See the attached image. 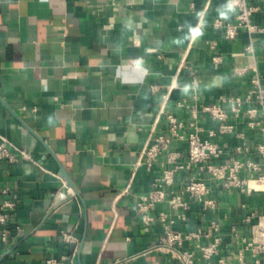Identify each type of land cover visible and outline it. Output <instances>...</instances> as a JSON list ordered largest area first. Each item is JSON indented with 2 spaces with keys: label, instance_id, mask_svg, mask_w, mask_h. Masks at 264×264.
<instances>
[{
  "label": "crops",
  "instance_id": "crops-1",
  "mask_svg": "<svg viewBox=\"0 0 264 264\" xmlns=\"http://www.w3.org/2000/svg\"><path fill=\"white\" fill-rule=\"evenodd\" d=\"M246 1L258 7L250 16L256 29L226 39L214 22H236L229 0H0V136L31 158L13 151L16 161H0V204L14 202L0 264H42L63 254H73L74 264H175L154 248L161 225H143L135 201L163 169L186 162L188 134L196 129L221 147L215 165L232 158L264 163L257 150L264 136L250 125L261 119L260 106L244 102L236 114L228 102L244 98L253 79L264 85V2ZM211 105L225 110L230 130L218 132L204 110ZM253 107L255 117L246 113ZM169 116L182 124L183 138H171L149 169L136 165L150 133L170 135ZM198 175L195 164L179 169L170 188ZM206 183L214 207L203 210L185 194L187 218L173 229L206 232L215 220L213 261L262 260L247 242L264 216V191ZM160 211L175 214L166 201L152 214ZM214 238L186 240L182 249L207 264L195 245Z\"/></svg>",
  "mask_w": 264,
  "mask_h": 264
},
{
  "label": "built area",
  "instance_id": "built-area-1",
  "mask_svg": "<svg viewBox=\"0 0 264 264\" xmlns=\"http://www.w3.org/2000/svg\"><path fill=\"white\" fill-rule=\"evenodd\" d=\"M229 5L238 10L236 22L233 24H223L216 20L214 26L223 29L226 39H234L240 28H246L249 33L253 32L256 27L251 23L250 16L258 10V7L248 5L246 0H229ZM247 49L251 50V47L249 46ZM218 61V57L214 56L212 58L214 67H217ZM252 85L253 87L246 93L244 98L239 96L229 97V110L237 114L241 111L244 102L249 103L253 101L258 104L261 108L262 117L258 121L250 122V125L258 126L264 136V85L257 78L252 80ZM204 110L209 112L212 118L218 121V132L230 130L231 126L225 122L227 114L221 106L211 105L205 107ZM246 113L251 117H255L257 115V109L254 107L248 108ZM169 124V136L153 135V132L149 134L136 165L142 163L149 169L157 157L168 149L171 138H183V135L178 131L182 124L175 117L169 116ZM216 134V131H210V136H215ZM186 140L188 143L186 162L175 165L170 169H163L153 180L150 192L141 195L135 201V208L143 225L150 226L155 222H159L162 233L154 248L167 253L169 258L175 261V264H195L196 251L182 249L184 241L190 239L198 240L201 236L208 237L213 234L215 238L210 243L206 245L197 243L195 245L197 254L200 260L207 264H227L226 260L221 257L213 261V257L218 253V245L220 242V238L217 235L219 231L217 221H211L206 232L202 228L190 230L186 233L173 229L176 220L185 221L187 218L186 212L190 205L188 201L184 200L183 196L185 194L188 195L190 198L199 202L203 210H206L214 207V201L207 197L209 188L206 181L209 179L221 181L222 186L225 188H237L247 192L252 190L264 191V163H258L248 159L232 158L229 163L215 165L212 161L219 158L222 154V149L217 143L207 139L202 140L196 129L188 134ZM257 150L264 158V144L258 145ZM13 151H18L24 158L31 159L25 150L0 136V161L3 159L16 161L17 158ZM169 160H174V156H170ZM193 164L198 166L199 175L192 177L184 188L178 191L172 190L170 187L174 181L175 172L185 167L189 168ZM242 170H247L250 174L255 175L247 179L240 178L239 172ZM126 192L127 189L125 188L120 194ZM0 193H6V190H2ZM163 201H166L169 208L175 211L174 215H170L165 211H160L156 215L152 214L154 206ZM13 207L14 202L11 199H3L0 204V226L3 227L0 231V240L2 242H6L9 239V230L5 227L9 219L8 213ZM62 236L65 240L73 239L69 233L62 232ZM247 248L261 255L262 260H258L256 264H264V216H260L258 223L252 227V237L247 242ZM117 263L118 261L115 260L107 264ZM42 264H74V257L73 254L48 257Z\"/></svg>",
  "mask_w": 264,
  "mask_h": 264
}]
</instances>
